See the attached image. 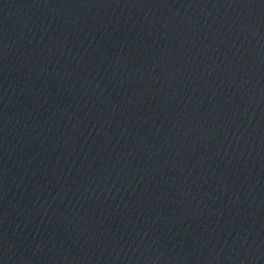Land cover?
I'll use <instances>...</instances> for the list:
<instances>
[{
	"label": "water",
	"instance_id": "obj_1",
	"mask_svg": "<svg viewBox=\"0 0 264 264\" xmlns=\"http://www.w3.org/2000/svg\"><path fill=\"white\" fill-rule=\"evenodd\" d=\"M0 264H264V0H0Z\"/></svg>",
	"mask_w": 264,
	"mask_h": 264
}]
</instances>
